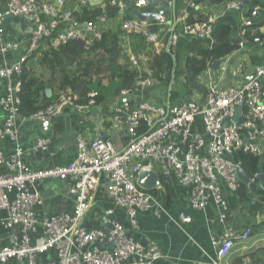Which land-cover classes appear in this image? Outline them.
Masks as SVG:
<instances>
[{
    "label": "built area",
    "instance_id": "obj_1",
    "mask_svg": "<svg viewBox=\"0 0 264 264\" xmlns=\"http://www.w3.org/2000/svg\"><path fill=\"white\" fill-rule=\"evenodd\" d=\"M164 2L170 4V0H130L133 8L140 9L144 21L135 17L126 19L119 28L126 34L140 35L156 48L159 47L158 34L149 32L146 24L155 21L164 25L168 35L164 49L169 52L180 35L201 40L213 37L215 20L208 17L191 22L188 9L176 19L180 23V33L171 29L168 15L163 12L165 7H157ZM226 4L227 8L238 5L236 1ZM88 5L87 0H6V10L0 12V83L9 80L7 93L0 95L3 111L0 139H8L13 144L8 156L0 151V212H3L0 229L5 231L6 238H2L6 244H0V264L14 260L39 264L38 257L50 251L56 253V261L48 258L41 264H158L162 253L157 243L150 241L144 245L135 241L127 229L111 217L112 209L97 214L100 221L109 226L108 230H88L82 226L98 192H102L114 206L123 209L134 227L140 211L152 209L154 216L160 218L166 210L164 203L158 194L141 189L136 182L140 170L147 166L152 169L155 163L161 179L173 177L178 185L190 189L189 203L193 209L205 210L212 204L217 210L218 221L223 223L228 204L222 189L225 187L236 192L239 188L238 163L232 159L233 152L242 151L264 159L263 66L256 67L252 78L242 85L209 84L204 103L191 99L175 105L169 102L158 105L139 97L143 88L160 84V80L142 72L148 58L128 52V67L137 70V77L133 88L119 90L120 98L112 106L113 121L125 128L126 144L117 148L102 134L91 139L76 134L73 160L62 166L31 169L23 159V148L18 144L19 75L23 67L27 70L41 67L38 61L41 52L38 50L41 45H46V41L53 48L71 39H80L89 45L108 28L110 18L106 6L117 7L118 14L126 7L123 0H105L98 5L102 12L94 21L79 23L75 12ZM259 12L257 4L248 9L239 46L247 38L260 41L256 35L259 27L255 24ZM3 15H26L34 21L27 54L15 62L4 59L5 54L16 50L18 45L3 39ZM33 55L35 58H30ZM35 59L36 66L32 63ZM15 75L18 78L12 85ZM198 79L203 82L205 76L200 74ZM99 94V90H92L87 94L86 102L79 103L73 91L67 88L55 102L28 118L43 121L66 109L88 112L96 104ZM238 106H242V113L238 121L233 122ZM49 144L48 138L40 137L33 150H45ZM258 174L250 180L255 181ZM44 179L67 182L68 193L75 197L71 213L38 218V210L44 204V194L38 184ZM251 232L250 224H245L240 231L227 228L219 239L214 240L215 257L207 264H226L224 259L235 243L247 242ZM2 239L0 235V241ZM97 243H104L107 247L99 248Z\"/></svg>",
    "mask_w": 264,
    "mask_h": 264
},
{
    "label": "crops",
    "instance_id": "obj_2",
    "mask_svg": "<svg viewBox=\"0 0 264 264\" xmlns=\"http://www.w3.org/2000/svg\"><path fill=\"white\" fill-rule=\"evenodd\" d=\"M242 0H236L240 3ZM262 5V10L255 19V24L259 31L264 33V0H256ZM191 0H182L176 7L175 0H170V4L164 2L157 7H165L168 10V21L170 28L180 33V23L176 21L185 10V6L190 4ZM228 3V2H226ZM226 3L210 4L204 2L197 6L198 12L193 16L202 15L215 20L214 28L220 24L230 26V37L240 42V31L245 16L248 14L254 4L250 0L247 5L239 10L227 8ZM160 5V6H159ZM69 5H67L68 7ZM261 8V7H260ZM6 10V0H0V12ZM140 9L126 6L125 9L110 18L108 28L116 29L120 27L123 20L137 18L136 15ZM190 12V11H189ZM191 15V13H190ZM147 29L151 33L158 34L159 47H166L168 35L164 25L157 24L155 21L147 22ZM1 28L3 30V39L9 42H15L18 45L16 50H9L4 59L15 62L20 57L27 54L34 21L31 16L26 15H3ZM213 37L208 39H197L193 37L178 36L175 47L172 51L177 56V71H187L183 68L184 57L192 54L199 44H210ZM2 57L0 56V63ZM35 61L32 63L35 65ZM175 62V58H174ZM31 62H29L30 64ZM146 66V65H145ZM264 67V36L260 37L259 42H253L247 38L242 46L232 53L219 59V65L206 68L201 76L205 80L201 82L198 77L190 82V87L185 88L179 97L168 100V87L161 83L151 87L143 88L139 97L153 104L162 105L169 102L178 104L187 99H193L204 103L207 95L208 86L211 83H217L222 86H239L251 79L256 67ZM35 67L33 69H38ZM17 76L12 77V85H15ZM9 80L4 79L0 83V95L7 93ZM120 84H109L99 86V98L96 104L88 112H79L73 109H66L63 113L43 121H35L24 118L21 115L18 118V144L23 148V159L28 163L31 169L39 170L49 167L62 166L73 160L76 154L75 135L82 134L85 138H94L97 134H102L110 139L115 147L119 148L126 144L128 138L123 124L115 123L112 119L113 104L120 98L117 89ZM176 85L175 89H177ZM179 90V89H178ZM261 92L264 97V80H261ZM170 96V95H169ZM3 125V111L0 108V127ZM45 137L50 140V144L45 150H33L37 140ZM13 144L8 139H0V151L8 156L12 152ZM152 170L159 173L158 166L153 163ZM160 174V173H159ZM253 192L248 191L246 185V195L241 196L238 192H232L223 187L222 193L225 197L228 210L226 220L221 223L217 219V210L210 204L205 210L193 209L189 203L190 189L181 187L173 177L161 179V188L157 189L160 200L165 203L164 195L169 194V203L166 205L165 213L156 218L152 209L140 211L137 213V225L132 226L123 209L114 206L102 192H98L92 200L91 207L85 214L82 226L86 229L108 230L109 226L103 224L97 214L105 209H112L111 217L121 223L128 231L129 235L141 244H148L150 241L157 243L162 257L158 264H207L215 257L216 246L214 240L219 239L227 228H233L240 231L245 224L253 226L257 218L249 216V207L255 201V192L260 189L259 182ZM44 194V204L38 210V218L54 216L60 213H71L74 209L75 197L68 193V184L66 181L58 179H44L38 184ZM3 212H0V217ZM257 230V231H256ZM259 235H250L251 244L237 241L224 259L228 262L230 254L242 251L252 246L264 245V224L253 228ZM1 239L5 238V231L0 229ZM254 235V236H253ZM6 239V238H5ZM0 241L1 245L6 244V240ZM99 248L107 247L104 243L96 244ZM50 258L56 261V253L50 251L47 254L38 257L39 264L46 262ZM7 264H26L25 261H10Z\"/></svg>",
    "mask_w": 264,
    "mask_h": 264
},
{
    "label": "trees",
    "instance_id": "obj_3",
    "mask_svg": "<svg viewBox=\"0 0 264 264\" xmlns=\"http://www.w3.org/2000/svg\"><path fill=\"white\" fill-rule=\"evenodd\" d=\"M126 6L131 7L130 0H123ZM182 0H175L176 7ZM236 0H191L185 6L191 13L190 21H203L206 17L193 15L198 12L197 6L204 2L210 4H220ZM258 3L260 11L262 5ZM117 7L106 6V14L109 18L117 16ZM102 10L98 6H85L79 12H75V17L79 23L94 21L101 14ZM213 39L210 44H199L192 54L184 57L183 68L189 82L196 80L206 68L215 60L238 49L239 41L230 37V26L220 24L214 28ZM256 35L260 38L264 36L259 30ZM252 39V38H250ZM41 57L38 58L40 66H44L45 73L40 68L28 69L23 67L19 75L20 87L17 92L19 97V114L28 118L32 113L55 102L60 93L70 88L73 91L76 101L85 103L87 94L101 86V82L120 83L121 88H133L137 77V70L128 67V52L134 55L143 54L148 58L146 66L142 67L144 75H150L160 80V83L167 87L170 82V101L179 97L180 92L175 89L174 80L177 77V56L173 51H166L164 48L157 49L151 43L145 41L140 35L135 33L126 34L120 28H106L99 39H94L89 45H85L80 39L68 40L56 48H53L46 41V45H41L39 50ZM33 55L30 58H35ZM175 58V62H174ZM50 88L52 94L46 96L45 90ZM99 96L97 97L98 100ZM143 130V128H142ZM232 159L242 166L248 176L252 178L255 174L264 173V159L253 156L242 151H235ZM257 178H255L256 181ZM158 194V190L150 191ZM241 196L246 195L245 184L239 182L237 191ZM256 199L249 207V216L256 218L257 215H264V188L255 192ZM164 206L169 203V194L164 195ZM264 222H254V229L263 225ZM253 231L251 232V234ZM226 264H264V245L252 246L242 251L230 254Z\"/></svg>",
    "mask_w": 264,
    "mask_h": 264
},
{
    "label": "water",
    "instance_id": "obj_4",
    "mask_svg": "<svg viewBox=\"0 0 264 264\" xmlns=\"http://www.w3.org/2000/svg\"><path fill=\"white\" fill-rule=\"evenodd\" d=\"M105 0H87L88 4L90 6H98L100 5L102 2H104ZM250 0H242L240 3H238V5L233 8V10H239L241 8H243L245 5H247L249 3ZM165 7V5H164ZM164 14L167 15L168 14V10L165 7L163 10ZM136 17L140 20V21H144V18L142 16V14L139 12ZM219 65V60H215L211 63V67L217 66ZM40 70L45 73V68L44 66L40 67ZM171 84L172 81L169 84L168 87V100H169V95H170V91H171ZM46 96L50 97L52 94V91L50 88H47L45 90ZM191 99H187V102H189ZM242 113V106H238L235 109V115L232 118L233 122H237L239 119L240 114ZM236 173H237V178L239 180V182L243 183L246 185L248 191L253 192L256 187L257 184L255 183V181H251L250 177L248 176V174L246 173V171L242 168L241 165H237L236 166ZM257 181L259 182V186L261 188H264V173H259L257 175ZM137 185L145 190V191H152V190H156L161 188V177L160 174L157 173L156 171L152 170L150 166L147 167H143L139 174H138V178H137ZM258 221H262L264 220V215L259 216L257 218Z\"/></svg>",
    "mask_w": 264,
    "mask_h": 264
},
{
    "label": "rangeland",
    "instance_id": "obj_5",
    "mask_svg": "<svg viewBox=\"0 0 264 264\" xmlns=\"http://www.w3.org/2000/svg\"><path fill=\"white\" fill-rule=\"evenodd\" d=\"M197 79V78H196ZM107 83V81H103L101 82V86H104ZM174 83H176V85H178L177 89H179L180 94L183 93V90L185 88H189L190 87V82H189V78L187 77V74L185 71H178L177 72V77L174 80ZM109 84H117L119 85L120 83H115V82H109ZM168 87V86H167ZM172 87V86H171ZM173 101V100H172ZM257 231V230H256ZM256 231H254V235H259V233H257ZM253 235V236H254ZM251 237L249 238V243L248 241L246 243L251 244L252 241H250Z\"/></svg>",
    "mask_w": 264,
    "mask_h": 264
}]
</instances>
